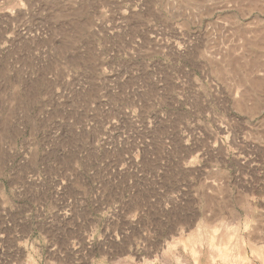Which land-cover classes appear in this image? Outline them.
<instances>
[{
  "label": "rangeland",
  "instance_id": "374dc122",
  "mask_svg": "<svg viewBox=\"0 0 264 264\" xmlns=\"http://www.w3.org/2000/svg\"><path fill=\"white\" fill-rule=\"evenodd\" d=\"M0 264H264V0H0Z\"/></svg>",
  "mask_w": 264,
  "mask_h": 264
},
{
  "label": "bare ground",
  "instance_id": "6f19581e",
  "mask_svg": "<svg viewBox=\"0 0 264 264\" xmlns=\"http://www.w3.org/2000/svg\"><path fill=\"white\" fill-rule=\"evenodd\" d=\"M224 248H225V246H223V248H222V249H224ZM224 250H225V251H223V253H224V255L226 256V255H227V253H228V252H226V251H228V250H227V249H224ZM254 251H255V250H254ZM254 251H252V252L254 253ZM257 252H258V251H257ZM256 254H257V253H256ZM224 255H223V256H224ZM259 255L261 256V254H259Z\"/></svg>",
  "mask_w": 264,
  "mask_h": 264
}]
</instances>
